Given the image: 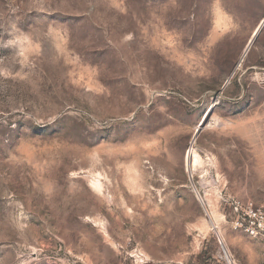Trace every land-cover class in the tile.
<instances>
[{"label": "rangeland", "instance_id": "1", "mask_svg": "<svg viewBox=\"0 0 264 264\" xmlns=\"http://www.w3.org/2000/svg\"><path fill=\"white\" fill-rule=\"evenodd\" d=\"M263 22L264 0H0V264H261L226 200L264 203Z\"/></svg>", "mask_w": 264, "mask_h": 264}, {"label": "built area", "instance_id": "2", "mask_svg": "<svg viewBox=\"0 0 264 264\" xmlns=\"http://www.w3.org/2000/svg\"><path fill=\"white\" fill-rule=\"evenodd\" d=\"M226 206L232 229L264 246V203L230 198L226 200ZM261 264H264V256Z\"/></svg>", "mask_w": 264, "mask_h": 264}, {"label": "bare ground", "instance_id": "3", "mask_svg": "<svg viewBox=\"0 0 264 264\" xmlns=\"http://www.w3.org/2000/svg\"><path fill=\"white\" fill-rule=\"evenodd\" d=\"M264 25V22L263 24L261 25V27H259L255 33H254V37L252 38L251 42H250V45H248V48L246 49L245 51V55L246 53H248L250 47L252 46V43L255 41L256 39V36L259 35L260 33V30L262 28V26ZM216 119V118H215ZM212 125V124H211ZM200 131V130H199ZM197 138V136L194 138L192 144H191V147L189 148L188 152H187V156H186V167L189 171V173L191 175H193L197 170L199 169H202L204 164H207L205 163V160L204 159H201L197 156V151L194 147V141L195 139ZM208 161V160H207ZM205 167V166H204ZM200 172V171H199ZM202 173V172H201ZM97 187V186H96ZM101 190V189H99ZM197 196H198V193H197ZM206 199V198H205ZM202 203L204 204L206 202V200L204 201V198L201 199ZM211 206V205H210ZM210 214V213H209ZM222 219L221 217L216 213V211H211V228H213L217 234L220 236V233L224 236V240L226 241L227 239L225 238V235H224V232L223 230L221 229L220 227V223H221ZM221 240H223L221 237H220ZM220 240V241H221ZM223 241H221V244H222ZM223 251H224V255H226L228 261L230 264H233V261L231 259V255L230 253L227 251L226 249V246L224 247L223 245Z\"/></svg>", "mask_w": 264, "mask_h": 264}, {"label": "water", "instance_id": "4", "mask_svg": "<svg viewBox=\"0 0 264 264\" xmlns=\"http://www.w3.org/2000/svg\"><path fill=\"white\" fill-rule=\"evenodd\" d=\"M258 36V35H257ZM257 36H256V38H257ZM201 128H202V126H200V128L198 129V131H197V133L199 132V130H201ZM200 196V195H199ZM200 198H201V196H200ZM202 199V198H201Z\"/></svg>", "mask_w": 264, "mask_h": 264}, {"label": "crops", "instance_id": "5", "mask_svg": "<svg viewBox=\"0 0 264 264\" xmlns=\"http://www.w3.org/2000/svg\"><path fill=\"white\" fill-rule=\"evenodd\" d=\"M262 246H263V245H262ZM263 247H264V246H263ZM263 254H264V250H263ZM263 256H264V255H263ZM263 256H262V257H263ZM262 257H261V259H263Z\"/></svg>", "mask_w": 264, "mask_h": 264}]
</instances>
